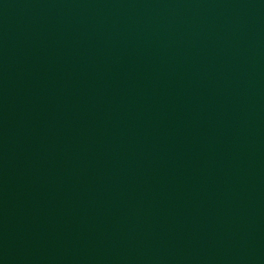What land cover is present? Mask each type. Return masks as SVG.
<instances>
[{
  "label": "water",
  "instance_id": "obj_1",
  "mask_svg": "<svg viewBox=\"0 0 264 264\" xmlns=\"http://www.w3.org/2000/svg\"><path fill=\"white\" fill-rule=\"evenodd\" d=\"M0 264H264V0H0Z\"/></svg>",
  "mask_w": 264,
  "mask_h": 264
}]
</instances>
